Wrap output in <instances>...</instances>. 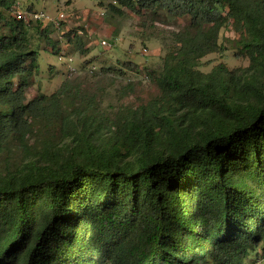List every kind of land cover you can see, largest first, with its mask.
I'll return each mask as SVG.
<instances>
[{
	"label": "trees",
	"instance_id": "trees-1",
	"mask_svg": "<svg viewBox=\"0 0 264 264\" xmlns=\"http://www.w3.org/2000/svg\"><path fill=\"white\" fill-rule=\"evenodd\" d=\"M116 1L188 22L162 70L147 69L159 97L108 125L85 108L75 114L69 83L26 102L38 69L27 30L61 49L50 26L0 18L9 32L0 36V159L23 154L0 168V264H243L264 252V0ZM15 3L0 0V10ZM228 20L249 67L204 74L202 59L224 51ZM51 127L57 135L46 138Z\"/></svg>",
	"mask_w": 264,
	"mask_h": 264
},
{
	"label": "rangeland",
	"instance_id": "rangeland-1",
	"mask_svg": "<svg viewBox=\"0 0 264 264\" xmlns=\"http://www.w3.org/2000/svg\"><path fill=\"white\" fill-rule=\"evenodd\" d=\"M16 2L22 10L43 11L51 16L62 12L67 16L60 29L50 33V38L58 42L63 55L71 57L73 66L77 68L74 73L68 72L67 62L58 59L59 54L51 51L36 33V27L32 26L27 30V38L30 49L38 52V69L25 90L26 102L40 95L50 97L69 83L76 90V98L73 99L75 114L85 108L89 116L100 118L106 125L116 116L126 115L128 111L153 103L159 97V90L149 78L147 69L156 73L162 70L163 58L175 46L173 34L181 32L188 22L186 18L177 19L164 11L156 14L144 11L142 16H138L118 6L116 0ZM0 18L13 19L9 12L2 10ZM79 31L81 35L77 34ZM69 32L76 33L83 40L85 48L82 50L87 53H82L78 47L72 48L65 36ZM8 33L0 19V36ZM243 37L241 30L228 20L219 33L218 43L224 48L222 55L205 56L201 62H206V65L198 70L208 74L221 65L227 71L239 74L248 68L249 60L242 52ZM102 41L112 47L103 48ZM125 63L137 66L138 72L124 71L122 64ZM37 134L35 132L29 137L31 147L40 146ZM56 135L55 128L51 127L45 137L54 138ZM22 157L19 150H14L0 159V168L12 169L23 162ZM260 252V248L251 251L243 264H255Z\"/></svg>",
	"mask_w": 264,
	"mask_h": 264
},
{
	"label": "built area",
	"instance_id": "built-area-1",
	"mask_svg": "<svg viewBox=\"0 0 264 264\" xmlns=\"http://www.w3.org/2000/svg\"><path fill=\"white\" fill-rule=\"evenodd\" d=\"M11 15V17L16 20L23 22L26 25H29L31 23H39L42 28L50 26L52 31L59 30L62 23L66 20L67 16L64 13H57L54 16L48 15L43 11H37V10H29L25 9L22 10L19 8L18 3L16 2L8 11ZM76 34V33H75ZM78 35H81V32H77ZM79 37V36H78ZM67 41V40H66ZM68 42V41H67ZM69 43V42H68ZM101 46L106 49H110L112 46L110 44H107L106 42L102 41ZM68 45V44H66ZM64 51H60L58 59L60 61L65 60L67 62V71L70 73L76 72V67L73 66L72 58L67 56L65 57ZM264 262V252H260V255L256 257L255 264H262Z\"/></svg>",
	"mask_w": 264,
	"mask_h": 264
}]
</instances>
